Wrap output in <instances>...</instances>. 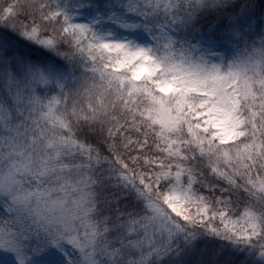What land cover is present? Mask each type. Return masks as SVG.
<instances>
[{"label":"snow or ice","instance_id":"6c2138e0","mask_svg":"<svg viewBox=\"0 0 264 264\" xmlns=\"http://www.w3.org/2000/svg\"><path fill=\"white\" fill-rule=\"evenodd\" d=\"M0 264H264V0H0Z\"/></svg>","mask_w":264,"mask_h":264}]
</instances>
